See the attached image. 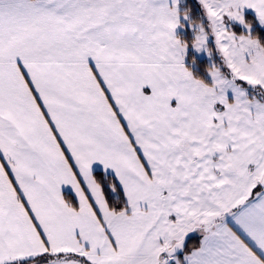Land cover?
I'll return each mask as SVG.
<instances>
[{
  "label": "snow or ice",
  "instance_id": "6c2138e0",
  "mask_svg": "<svg viewBox=\"0 0 264 264\" xmlns=\"http://www.w3.org/2000/svg\"><path fill=\"white\" fill-rule=\"evenodd\" d=\"M0 264H264V0H0Z\"/></svg>",
  "mask_w": 264,
  "mask_h": 264
},
{
  "label": "rangeland",
  "instance_id": "374dc122",
  "mask_svg": "<svg viewBox=\"0 0 264 264\" xmlns=\"http://www.w3.org/2000/svg\"><path fill=\"white\" fill-rule=\"evenodd\" d=\"M196 243H197L196 239L193 238L192 240L189 241V247L195 245Z\"/></svg>",
  "mask_w": 264,
  "mask_h": 264
}]
</instances>
